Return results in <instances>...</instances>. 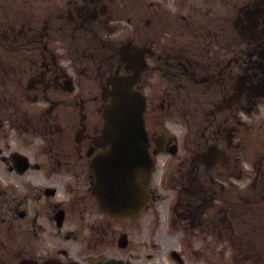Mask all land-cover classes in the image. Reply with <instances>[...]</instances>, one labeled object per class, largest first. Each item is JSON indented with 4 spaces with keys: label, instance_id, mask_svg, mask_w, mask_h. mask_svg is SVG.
Returning a JSON list of instances; mask_svg holds the SVG:
<instances>
[{
    "label": "flooded vegetation",
    "instance_id": "obj_1",
    "mask_svg": "<svg viewBox=\"0 0 264 264\" xmlns=\"http://www.w3.org/2000/svg\"><path fill=\"white\" fill-rule=\"evenodd\" d=\"M154 172L93 193L113 81ZM264 264V0H0V264Z\"/></svg>",
    "mask_w": 264,
    "mask_h": 264
},
{
    "label": "water",
    "instance_id": "obj_2",
    "mask_svg": "<svg viewBox=\"0 0 264 264\" xmlns=\"http://www.w3.org/2000/svg\"><path fill=\"white\" fill-rule=\"evenodd\" d=\"M133 82L132 78H123L115 86L104 113L106 123L101 138L104 152L100 161L106 166V181L116 192L139 174L146 186L153 166L145 131V98L133 90ZM114 206L118 209L122 206L118 194Z\"/></svg>",
    "mask_w": 264,
    "mask_h": 264
}]
</instances>
